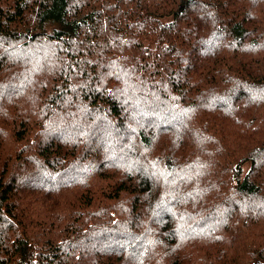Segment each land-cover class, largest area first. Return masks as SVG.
<instances>
[{
	"label": "trees",
	"instance_id": "trees-1",
	"mask_svg": "<svg viewBox=\"0 0 264 264\" xmlns=\"http://www.w3.org/2000/svg\"><path fill=\"white\" fill-rule=\"evenodd\" d=\"M0 264H264V0H0Z\"/></svg>",
	"mask_w": 264,
	"mask_h": 264
},
{
	"label": "rangeland",
	"instance_id": "rangeland-1",
	"mask_svg": "<svg viewBox=\"0 0 264 264\" xmlns=\"http://www.w3.org/2000/svg\"><path fill=\"white\" fill-rule=\"evenodd\" d=\"M223 96H225V97H226V95H223ZM191 135H192V134H191ZM193 135H194V134H193ZM248 165H249V164H248V162H246V163L244 164V167H243L244 171H245V170H247V168H248Z\"/></svg>",
	"mask_w": 264,
	"mask_h": 264
}]
</instances>
